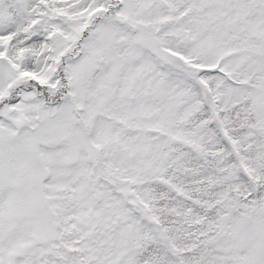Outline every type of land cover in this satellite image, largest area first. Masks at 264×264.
Returning <instances> with one entry per match:
<instances>
[{"label":"snow or ice","instance_id":"snow-or-ice-1","mask_svg":"<svg viewBox=\"0 0 264 264\" xmlns=\"http://www.w3.org/2000/svg\"><path fill=\"white\" fill-rule=\"evenodd\" d=\"M0 264H264V0H0Z\"/></svg>","mask_w":264,"mask_h":264}]
</instances>
